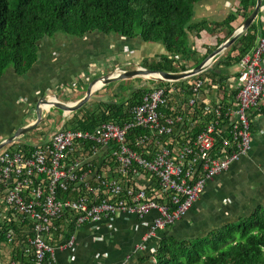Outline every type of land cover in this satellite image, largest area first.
Instances as JSON below:
<instances>
[{"label":"built area","instance_id":"obj_1","mask_svg":"<svg viewBox=\"0 0 264 264\" xmlns=\"http://www.w3.org/2000/svg\"><path fill=\"white\" fill-rule=\"evenodd\" d=\"M238 66L242 82L232 103L218 91L201 93L210 83L198 73L184 79L191 93L184 103L183 85L153 87L132 106L129 120L122 125L104 123L91 131L62 125L24 152H0L4 245L6 249L23 245L28 259L7 264L52 263L54 248L49 240L60 248L71 244V237L61 239V222L66 218L80 227L120 214L141 218L154 213L142 237L144 245L149 237L187 216L207 183L251 149L250 112L264 108V35ZM169 101L185 115L159 112ZM133 129L145 133L129 141ZM102 148L103 157L95 163L92 157ZM69 189L81 194L75 199L58 198L59 192Z\"/></svg>","mask_w":264,"mask_h":264},{"label":"crops","instance_id":"obj_2","mask_svg":"<svg viewBox=\"0 0 264 264\" xmlns=\"http://www.w3.org/2000/svg\"><path fill=\"white\" fill-rule=\"evenodd\" d=\"M238 8L239 0H201L193 8V20H204L209 25L222 22ZM242 21L237 18L230 25L233 29L231 32ZM254 22L264 33V0H261ZM228 32L227 27H223L218 34L202 31L199 39L190 38V41L199 56H203L206 50L211 53L216 49L219 46L217 38L224 40ZM225 53L224 50L213 61L226 56ZM163 54L165 50L160 44L145 43L139 38L127 39L97 33L82 38L55 35L41 40L38 44V59L29 71L17 75L9 68L0 78V141L9 137L18 126L33 123L35 117L30 113V102L35 97L47 94L61 103L76 102L83 96L90 77L144 67H130L134 64L129 60H157ZM120 61H124L128 68L120 66ZM233 65L237 66L231 70ZM233 65L227 69L220 66L216 70L220 74L219 81L216 79L219 84L206 86L201 93L215 95L218 91L225 101H235L242 81L239 76L240 67L238 64ZM105 90L106 87H101L93 96ZM42 113L43 124L39 132L47 129L50 124L49 112L42 110ZM68 117L62 115L54 121L58 125H55L57 129ZM250 120L252 141L249 153L228 171L209 181L203 194L182 220L158 231L144 245L142 237L149 231L154 213L141 218L120 214L109 220L73 226L69 234L66 227H62L61 239L64 241L71 237V244L60 248L54 239H50L49 243L54 248L53 261L44 264H153L150 259L151 250L156 248L157 242L164 235L178 240L201 238L223 225L248 216L257 207L264 206V108L253 109ZM25 144L29 145L26 141ZM104 152L102 148L92 160L96 163ZM2 249L0 264H7L9 251Z\"/></svg>","mask_w":264,"mask_h":264},{"label":"trees","instance_id":"obj_3","mask_svg":"<svg viewBox=\"0 0 264 264\" xmlns=\"http://www.w3.org/2000/svg\"><path fill=\"white\" fill-rule=\"evenodd\" d=\"M201 0H0V78L9 68L21 75L30 70L38 59V44L41 40L62 35L66 38H82L91 33L114 35L120 38H139L145 43L160 44L165 54L157 60L145 61L144 67L161 72H182L196 67L201 60L193 48L190 38L199 39L200 33L218 34L223 27L228 34L231 24L240 18L244 20L253 10L256 0H239V8L222 22H194L193 8ZM264 33L253 21L251 25L225 50L226 56L219 57L205 71L197 76L208 79L210 87L219 84L220 66L238 64L241 58L251 53L257 39ZM223 38H217V45ZM210 51L206 50V54ZM204 57V55H203ZM217 79V80H216ZM219 81V80H218ZM154 88L166 87L168 82L153 81ZM183 85L182 102L191 96L186 81ZM146 87L132 90L123 101L91 103L93 111L79 110L63 121V127L70 130L91 131L104 124L122 125L130 118V109L139 103ZM65 100V99H64ZM232 103V102H230ZM163 115H185L169 101L159 108ZM68 116V115H66ZM43 123L37 126V130ZM145 133L133 129L128 133L130 141L134 136ZM11 151H26L29 145L23 142L10 144ZM72 158V157H71ZM81 193L69 189L59 192L58 198H77ZM62 227L72 232V219H64ZM68 222V223H67ZM15 230L17 228H14ZM5 227L0 225V250L6 248ZM20 246V247H19ZM11 245L9 261L28 262L21 247ZM153 264H264V206L257 207L251 214L234 223L223 225L208 235L188 240H178L164 235L150 255ZM27 260V261H26Z\"/></svg>","mask_w":264,"mask_h":264},{"label":"water","instance_id":"obj_4","mask_svg":"<svg viewBox=\"0 0 264 264\" xmlns=\"http://www.w3.org/2000/svg\"><path fill=\"white\" fill-rule=\"evenodd\" d=\"M261 0L255 1V6L251 13L242 21V23L237 27L233 32H231L223 42L214 49L205 59H203L196 67L182 71V72H161V71H154L151 69L143 68V67H136L131 70H121L119 73H111L109 75H105L102 77H90L85 85L84 94L83 96L73 103L64 104L58 101L54 97V101L49 97V95L43 94L35 97L30 102V113H33L35 119L32 124L27 126H18L15 131L4 140L0 141V150L7 145H10L15 142H20V137L24 134L30 133L37 128V126L43 121V113L42 110L46 112H50L51 109H55L62 113V115H70L77 110H79L85 103H87L93 94L104 87L105 85L120 81L124 79H130L134 77L144 78L150 81L156 82H178L194 75H197L202 71V69L211 61L215 60V58L224 50H226L239 36L242 34L254 21L255 16L258 12L260 7ZM114 72V71H113ZM96 84V88L92 89V86Z\"/></svg>","mask_w":264,"mask_h":264},{"label":"rangeland","instance_id":"obj_5","mask_svg":"<svg viewBox=\"0 0 264 264\" xmlns=\"http://www.w3.org/2000/svg\"><path fill=\"white\" fill-rule=\"evenodd\" d=\"M60 36H62V35H60ZM62 38H64V37L62 36ZM207 56H208L207 54L204 55V57L199 56V58L201 57V60L199 62H201ZM129 61L133 62V64H134V65H131L130 67H134L135 65L136 66H138V65L144 66V64H145L144 63L145 61H143V59L139 60V61L138 60H136V61L129 60ZM120 66H122L123 68H128V66L126 65V63H124V61L123 62L120 61ZM235 66H237V65H233L232 67H230V69L233 70V68H235ZM143 68H145V67H143ZM225 69H227V67H225ZM143 79H141L140 77H134V78H130V79L115 81V82H112V83L105 85L104 87H106V90L103 92H100V93L98 92L93 97H91V99L88 101V103H89L88 106H84V108L82 110L83 111L84 110L93 111L94 108L91 106V103H93V101L97 100V99L101 102L113 101V100L114 101H123L131 94L132 90H134L136 88H140V87H146L147 89L153 88V86H154L153 81L146 80V79L143 80ZM71 98L75 99L76 97H71ZM65 100H69V98L65 99ZM64 104H68V103H64ZM61 117H62L61 112H59L55 109H51L49 114H48V121L50 124H48L47 129H44L41 132H39L37 129H35L32 132L25 134L23 139L20 141H22L23 143H25V141H26L27 144H29V145H33V144L37 145L38 143H40L42 141L43 138H47V136H49L52 131L57 130L58 127H56V126H58V125H56V123L54 121L58 120ZM11 148H13L12 145H7L4 148H2L0 150V152H2L3 150H10Z\"/></svg>","mask_w":264,"mask_h":264},{"label":"bare ground","instance_id":"obj_6","mask_svg":"<svg viewBox=\"0 0 264 264\" xmlns=\"http://www.w3.org/2000/svg\"><path fill=\"white\" fill-rule=\"evenodd\" d=\"M96 88V84L94 85V86H92V89H95ZM52 99V101H54L53 99V97L51 98Z\"/></svg>","mask_w":264,"mask_h":264}]
</instances>
